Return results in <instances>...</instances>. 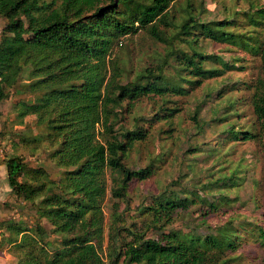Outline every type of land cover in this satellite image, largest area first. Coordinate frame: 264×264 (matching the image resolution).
<instances>
[{"label": "trees", "instance_id": "trees-1", "mask_svg": "<svg viewBox=\"0 0 264 264\" xmlns=\"http://www.w3.org/2000/svg\"><path fill=\"white\" fill-rule=\"evenodd\" d=\"M260 1L246 13L254 29L248 35L235 31L237 17L203 19L205 0H0V106L12 95L20 97L13 109L15 124L22 126L32 117L39 130L24 135L20 146L34 151L45 147L49 159L64 171L54 180L43 167L29 166L23 156L4 154L11 192L38 216L30 227L16 221L2 224L8 233L3 242L16 264H242L245 244L264 248L263 213H257L261 204L254 197L253 211L243 213L240 198L226 194L242 188L246 179L240 164L226 160L228 166L203 171L189 188H179L181 177L174 180L138 213H128L131 185L155 177L167 157L151 154L152 162L140 167L130 154L148 141L153 125L172 124L181 111L174 97H188L205 82H215L208 97L215 93L223 100L230 94L222 109L236 117V106L245 105L254 118L248 127L234 122L225 127L218 121L228 116L214 118L219 124L215 131L222 130L221 145L232 144V150L239 143L264 144ZM141 34L153 41L156 51L135 69L132 59L125 62L118 53ZM202 43L235 47L258 58L256 77L230 82L226 76L245 67L235 66L224 54H206ZM226 78V84L216 88ZM146 99L151 100L148 108L137 105ZM207 124L199 120L198 129ZM188 151L195 156L201 148ZM109 192L113 205L107 228L104 206ZM123 204L127 208L122 209ZM192 209L205 232L174 228ZM223 210L228 221L218 230L206 226Z\"/></svg>", "mask_w": 264, "mask_h": 264}, {"label": "rangeland", "instance_id": "rangeland-1", "mask_svg": "<svg viewBox=\"0 0 264 264\" xmlns=\"http://www.w3.org/2000/svg\"><path fill=\"white\" fill-rule=\"evenodd\" d=\"M183 3V1H181ZM260 4V0H205V12L201 15L206 21H224L225 19L238 18V30L243 33L254 34V29L248 26L246 17L247 12L250 10L251 4ZM250 10V11H248ZM237 14V15H236ZM236 15V16H235ZM237 17V18H236ZM4 21L0 18V38ZM206 54L219 53L224 54L225 58L232 62L235 66H244L245 71L233 70L226 77H230V82H238L242 79L250 80L256 77L258 73L259 59L253 58L251 54L234 51V47H227L216 43H202V47ZM124 50L118 53L120 59L125 62H131L132 59L134 68L142 66L156 51V46L144 34L137 35L133 38V42L125 43ZM201 47V48H202ZM239 57L240 61L234 63V58ZM233 60V61H232ZM136 69V68H135ZM135 74V72L133 73ZM134 76L130 75L132 79ZM228 81L227 78L218 83L216 88L223 87ZM215 82H205L199 89L191 93L188 97H174L176 107L181 111L175 116L171 125L165 123H156L150 131L149 139L145 143L136 147L130 154L131 162L139 163L140 167H145L152 162L154 156L160 158L166 155V160L158 164L156 170L157 174L151 180L143 183H135L131 185L129 191L130 216L138 213L139 207L149 204L152 200L151 196L158 194L162 189L172 183L174 180L181 177V186L179 188H189L195 182V178L203 171H215L222 166H228V163L240 164L243 169L241 176H246L244 186L240 189H233L231 192L226 193L228 196L235 198L238 196L240 202L244 203V208L241 210L243 213L250 214L254 209V197L259 200L261 209L257 213H263L260 220L264 222V144L257 142L239 143L231 150L232 144L221 145L223 135L218 125L226 127L227 122H234L239 126L248 127L252 117V111L245 105L238 104V115L231 117L228 111L222 109L225 103L230 100L232 95L224 96L223 100L217 99L214 93L212 96L207 94L212 90L211 87L215 86ZM235 96L239 94L234 93ZM19 96L12 95L9 100L5 101L0 106V148L4 149V154L7 157L14 153L21 155L26 160L27 164L32 167H43L54 180H59L62 177L63 170L58 168L55 163L49 159V150L41 147L34 151L31 148L20 146L21 138L24 135L33 136L38 134L39 130L35 126L34 118H26L24 125L15 124V113L13 112L14 104L19 99ZM151 100L146 99L142 103L137 104L144 108L149 107ZM219 113H216V111ZM199 112V113H196ZM145 112L144 114H146ZM236 113V111H235ZM195 114H198V121L193 119ZM226 121H218L219 124L213 122L214 118L224 119ZM150 120V119H149ZM200 122H207L202 130L198 129ZM223 123V124H222ZM220 125V126H221ZM149 127V123L147 122ZM221 136V137H220ZM200 146L201 153L194 155L190 154L189 149ZM18 148V151L15 149ZM213 151L214 155H208ZM231 150V151H230ZM154 154V156H150ZM212 154V153H211ZM216 155V156H215ZM209 156V157H207ZM215 156V157H213ZM225 156V157H224ZM221 157V159L219 158ZM197 158V159H195ZM222 161L221 166L217 164V160ZM226 160L228 163H225ZM184 164V165H183ZM196 165L195 169H189L187 166ZM232 169H236L233 166ZM206 177H203V181ZM206 181V180H205ZM112 194L109 192L105 202L104 211L106 215V226L108 228L109 214L113 205ZM237 204V203H236ZM238 206V205H237ZM32 206L15 197L11 192V187L8 183L7 168L4 161L0 160V264H16L17 259L10 253L9 246L3 242L4 238L8 236L2 224L8 221L23 222L27 226H33L38 216L31 208ZM127 208L125 204L122 209ZM127 210V209H126ZM232 210V209H231ZM226 211V210H225ZM194 209L188 213L184 221L177 222L174 225L176 229H182L183 232L190 233V228L197 227L198 232H205L204 227H198L200 224L199 215L194 214ZM212 215L208 220L206 226L212 229L221 227L226 221L229 220L227 215L223 214ZM255 213V214H257ZM42 224L48 229L51 226L44 220ZM107 230V229H106ZM106 231V235H107ZM151 235V234H150ZM154 236V235H151ZM56 237H51V240H56ZM246 258L242 264H264V248H261L254 242H248L243 246L240 251Z\"/></svg>", "mask_w": 264, "mask_h": 264}, {"label": "built area", "instance_id": "built-area-1", "mask_svg": "<svg viewBox=\"0 0 264 264\" xmlns=\"http://www.w3.org/2000/svg\"><path fill=\"white\" fill-rule=\"evenodd\" d=\"M4 158V150L0 148V160Z\"/></svg>", "mask_w": 264, "mask_h": 264}]
</instances>
